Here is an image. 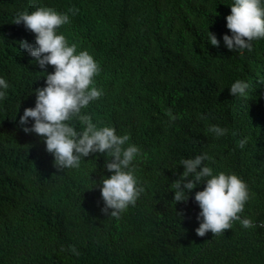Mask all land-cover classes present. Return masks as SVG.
I'll use <instances>...</instances> for the list:
<instances>
[{
  "label": "trees",
  "instance_id": "16d2710c",
  "mask_svg": "<svg viewBox=\"0 0 264 264\" xmlns=\"http://www.w3.org/2000/svg\"><path fill=\"white\" fill-rule=\"evenodd\" d=\"M232 3L0 0V78L8 84L0 89L6 92L0 99V264H264V228L234 221L223 235L197 236L194 195L204 184L186 202L173 200L171 185L184 171L182 160L206 154L214 174H235L247 184L241 219L264 222V39L254 40L251 51L227 49ZM38 7L78 9L57 34L100 66L94 85L103 95L82 114L118 136L128 134V144L140 149L130 167L144 192L119 219L101 212L99 182L112 174L104 167L107 154L92 153L78 168L58 171L43 138L22 130L34 121L19 123L24 109L35 107V89L46 86L45 73L54 71L41 69L18 44L36 47L35 34L13 22L18 12ZM236 80L249 84L243 97L230 95ZM168 110L178 118L171 121ZM211 126L227 132L217 137Z\"/></svg>",
  "mask_w": 264,
  "mask_h": 264
},
{
  "label": "clouds",
  "instance_id": "9594fccd",
  "mask_svg": "<svg viewBox=\"0 0 264 264\" xmlns=\"http://www.w3.org/2000/svg\"><path fill=\"white\" fill-rule=\"evenodd\" d=\"M77 11L69 8L68 12L58 13L50 7H38L31 13L22 11L15 16L13 23H23L26 30L35 34V48L25 41L18 42L19 47L26 49L41 69L46 65L54 68L52 73H45L46 86L35 89V107L25 108L19 123L25 125L29 118L34 121L30 128L22 130L43 138L45 150L54 157L53 166L58 171L78 168L82 158L92 153L107 154L110 159L105 160L104 167L112 174L102 177L99 182L104 202L101 212L119 219L120 214L130 205L134 206L144 192V188L138 186L134 167H130L140 149L128 144V134L118 136L113 127H98L90 115L82 114L81 110L99 99L103 92L94 85L100 66L92 55L86 50L77 52L75 43L69 45L63 34H57L61 26L70 22L68 13L75 15ZM225 19L231 33L223 36L228 50L251 51L254 40L264 39V0H233L230 14ZM208 38L211 45H219L210 32ZM7 88V82L0 78V89ZM248 88L249 84L236 80L229 92L233 97H243ZM5 96L6 92L0 90V99ZM166 114L171 121L178 118L170 110ZM73 121L82 126L81 130H77ZM208 131L219 137L225 135L227 129L211 126ZM246 143V139L241 140L239 147L243 148ZM208 159L210 157L202 154L182 160L184 171L171 184L176 202H186L187 193L204 184L203 190L194 195L200 209L197 220L201 221L195 229L196 235L203 237L208 232L223 235L225 230L232 228L234 221H239L246 229L264 228V222L257 225L239 215L249 200L247 184L235 174H214L213 169L204 163ZM70 251L78 255L74 247Z\"/></svg>",
  "mask_w": 264,
  "mask_h": 264
}]
</instances>
